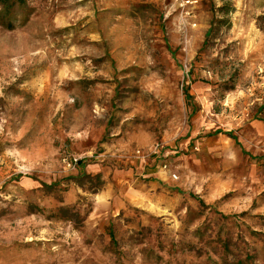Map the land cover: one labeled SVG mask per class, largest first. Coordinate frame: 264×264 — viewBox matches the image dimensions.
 I'll list each match as a JSON object with an SVG mask.
<instances>
[{
	"label": "rangeland",
	"instance_id": "374dc122",
	"mask_svg": "<svg viewBox=\"0 0 264 264\" xmlns=\"http://www.w3.org/2000/svg\"><path fill=\"white\" fill-rule=\"evenodd\" d=\"M0 264H264V0L0 4Z\"/></svg>",
	"mask_w": 264,
	"mask_h": 264
},
{
	"label": "built area",
	"instance_id": "2783aa9c",
	"mask_svg": "<svg viewBox=\"0 0 264 264\" xmlns=\"http://www.w3.org/2000/svg\"><path fill=\"white\" fill-rule=\"evenodd\" d=\"M178 8L182 10V12L186 9L193 8L197 3L198 0H173Z\"/></svg>",
	"mask_w": 264,
	"mask_h": 264
},
{
	"label": "trees",
	"instance_id": "16d2710c",
	"mask_svg": "<svg viewBox=\"0 0 264 264\" xmlns=\"http://www.w3.org/2000/svg\"><path fill=\"white\" fill-rule=\"evenodd\" d=\"M25 0H0V4L11 6L15 3H23ZM185 97L186 99H189L190 95L188 94L187 91H185Z\"/></svg>",
	"mask_w": 264,
	"mask_h": 264
}]
</instances>
